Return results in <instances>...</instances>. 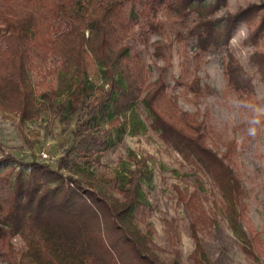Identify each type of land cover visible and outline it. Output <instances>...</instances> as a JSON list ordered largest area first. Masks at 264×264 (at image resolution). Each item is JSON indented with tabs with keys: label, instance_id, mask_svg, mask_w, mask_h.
<instances>
[{
	"label": "rangeland",
	"instance_id": "1",
	"mask_svg": "<svg viewBox=\"0 0 264 264\" xmlns=\"http://www.w3.org/2000/svg\"><path fill=\"white\" fill-rule=\"evenodd\" d=\"M262 4L264 0H227L218 15ZM85 9L83 1L75 11ZM122 9L121 17L115 15V19L123 26L128 22L132 29L126 39L128 53L138 54L142 60L146 83L162 78L179 110L194 115L202 125L207 147L218 156L227 154V164L240 189L235 212L199 164L183 158L150 128L151 117L141 103L114 120L107 100L123 93V87L118 84L113 90L108 86L101 90L98 73L75 78L76 86L63 94L60 73L47 76L44 83L43 74L32 73L29 81L39 118L20 124L17 116L0 112V208L16 172H28L32 161L55 167L65 158L64 175H88L93 189L107 199L120 200L124 190L134 192L133 224L160 262L264 264V87L249 61L255 50L250 36L260 16H255L252 25H238L227 48L206 51L193 67L174 41L178 21L169 11L161 9L145 18L135 5H123ZM67 31L63 26L55 34L56 45L67 44ZM258 37V48H264V32ZM146 41L148 46L162 42L164 57H155L154 48ZM226 49L253 77L260 116L256 126L226 86L222 72ZM193 51L190 44L188 55ZM52 65L50 60L47 67ZM185 67L183 83L174 84ZM193 78L196 96L186 86ZM96 96L101 101L91 107ZM41 153L48 158H42ZM11 245L14 252L23 249L17 237ZM0 264L14 263L0 250Z\"/></svg>",
	"mask_w": 264,
	"mask_h": 264
},
{
	"label": "trees",
	"instance_id": "2",
	"mask_svg": "<svg viewBox=\"0 0 264 264\" xmlns=\"http://www.w3.org/2000/svg\"><path fill=\"white\" fill-rule=\"evenodd\" d=\"M83 1L85 11H75ZM131 4L145 18L161 9L172 14L178 21L174 41L193 67L206 51L227 48L235 28L252 25L259 15L250 36L255 50L249 61L264 87V48H258L264 4L219 16L227 0H0V112L17 116L20 124L39 118L29 81L32 73L43 74L41 83L60 73L62 94L76 86L75 78L98 73L101 90L123 87V93L107 100L114 120L141 103L151 117L150 128L183 158L199 164L235 212L240 189L227 154L218 156L207 147L196 117L179 110L162 78L147 84L139 55H129L126 39L132 29L115 15L121 17L123 5ZM63 26L68 29L67 44L56 45L55 34ZM190 44L194 51L188 55ZM148 47L154 48L155 57H164L162 42ZM226 58L222 68L226 86L256 126L260 116L253 77L227 49ZM50 60L52 68L47 67ZM183 72L174 84L183 83L186 67ZM195 82L193 78L186 86L196 96ZM93 90L89 89L91 94ZM100 101L101 97H93L90 106ZM66 167L65 158L55 167L32 161L28 172L13 175L9 196L0 208V250L5 259L14 264H165L150 252L146 237L133 224V191H122L120 200L107 199L93 189L88 175H64ZM237 230L232 227L236 234ZM15 237L23 245L17 252L11 245Z\"/></svg>",
	"mask_w": 264,
	"mask_h": 264
},
{
	"label": "built area",
	"instance_id": "3",
	"mask_svg": "<svg viewBox=\"0 0 264 264\" xmlns=\"http://www.w3.org/2000/svg\"><path fill=\"white\" fill-rule=\"evenodd\" d=\"M41 157L44 158V159H45V158H48L47 155H45V154H43V153H41Z\"/></svg>",
	"mask_w": 264,
	"mask_h": 264
}]
</instances>
